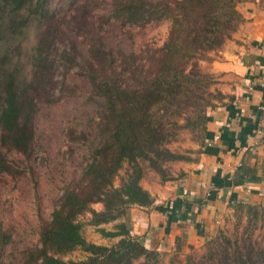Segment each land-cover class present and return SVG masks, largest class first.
Segmentation results:
<instances>
[{"label": "trees", "instance_id": "16d2710c", "mask_svg": "<svg viewBox=\"0 0 264 264\" xmlns=\"http://www.w3.org/2000/svg\"><path fill=\"white\" fill-rule=\"evenodd\" d=\"M53 1L0 0V176L21 171L10 152L33 156L39 107L76 94L70 73L88 83L96 140L87 146L78 178L61 187L40 222L37 241L6 264H161V253L131 235L123 218L132 205L153 201L140 183L146 169L163 182L173 178L166 162L190 158L168 146L179 133L199 129L204 137L213 104L198 93L199 63L243 20L237 4L244 0ZM110 21L137 27L164 22L167 28L161 43L153 38L119 53L102 35ZM96 202L100 210L92 207ZM237 208L246 209V234L231 239L220 229L184 264H264V224H257L264 212ZM85 212L102 236L118 239L110 245L86 240L79 219ZM110 222L112 229L100 226ZM9 238L0 225V245ZM77 248L85 258L63 259Z\"/></svg>", "mask_w": 264, "mask_h": 264}, {"label": "crops", "instance_id": "0c3cea01", "mask_svg": "<svg viewBox=\"0 0 264 264\" xmlns=\"http://www.w3.org/2000/svg\"><path fill=\"white\" fill-rule=\"evenodd\" d=\"M237 9L243 20L209 62L222 96L206 110L199 149L174 162L172 179L141 183L152 203L123 218L161 254L202 247L238 205L264 212V0Z\"/></svg>", "mask_w": 264, "mask_h": 264}, {"label": "rangeland", "instance_id": "374dc122", "mask_svg": "<svg viewBox=\"0 0 264 264\" xmlns=\"http://www.w3.org/2000/svg\"><path fill=\"white\" fill-rule=\"evenodd\" d=\"M59 2L60 0H54L52 4L58 5ZM166 28L167 24L164 22L137 27L110 21L103 25L102 35L109 48L121 53L137 50L142 43L153 38L157 43H161L160 39L165 35ZM78 42L80 48L85 50V43L81 39H78ZM216 51L217 49L212 50L208 59L199 63L201 90L199 89L198 93L213 105L221 100L222 96L217 89L215 75L209 69V62L214 58L213 53ZM68 79L76 85V94L53 105H41L38 109L33 156L26 159L10 152L9 157L21 171L18 175L0 176V225L10 237L9 243L0 245V264L14 261L22 254L25 247L37 241L40 222L47 219L57 202L61 187L78 178L80 167L87 154V146L96 140L93 101L88 98V83L73 73L69 74ZM202 140L199 129L186 128L179 133L176 141L168 146L171 150L190 157L191 153L199 149L197 146ZM174 162L168 161L164 164L170 176L173 174L172 170L176 171L177 163ZM159 179L160 174L157 171L146 169L140 183H151ZM115 183H118V177ZM92 207L100 210L102 204L96 202ZM90 217L89 212L79 216L80 221L83 222L82 233L86 240L106 245L117 240L102 236L96 226L88 223ZM261 222L264 224V217L262 221L258 218L257 224ZM113 224L114 222H110L100 226L112 229ZM246 226V209L237 208L233 220L226 222L221 230L234 239L236 236L246 234ZM258 232L257 230L254 234ZM203 250L204 245L187 252L161 254V264H184L186 256L190 254L199 256ZM86 255V252L77 248L63 255V259L78 260L85 258Z\"/></svg>", "mask_w": 264, "mask_h": 264}]
</instances>
